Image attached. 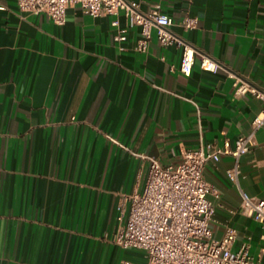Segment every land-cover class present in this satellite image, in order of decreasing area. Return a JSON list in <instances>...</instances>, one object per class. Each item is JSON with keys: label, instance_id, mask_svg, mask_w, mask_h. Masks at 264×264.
<instances>
[{"label": "crops", "instance_id": "crops-1", "mask_svg": "<svg viewBox=\"0 0 264 264\" xmlns=\"http://www.w3.org/2000/svg\"><path fill=\"white\" fill-rule=\"evenodd\" d=\"M158 6L168 30L195 49L188 76L179 49L161 46L151 29L144 52L138 27L113 39L114 18L90 17L77 5L64 22L19 12L0 0V264H142L138 249L113 241L122 196L142 186L149 159L175 165L199 144L230 143L250 130L263 105L233 95L232 78L198 67V53L264 91V0H131ZM183 15L195 28L183 30ZM228 156L207 162L216 190L210 228L232 245L264 257V226L239 210L238 188L225 177ZM238 187L264 199V128L238 159Z\"/></svg>", "mask_w": 264, "mask_h": 264}, {"label": "built area", "instance_id": "built-area-1", "mask_svg": "<svg viewBox=\"0 0 264 264\" xmlns=\"http://www.w3.org/2000/svg\"><path fill=\"white\" fill-rule=\"evenodd\" d=\"M15 5L19 12L43 13L58 25L64 22L65 9L71 5H77L93 18L121 13L125 27H119L116 18L110 21L115 29L114 40L125 39L126 29L136 26L139 36L135 49L144 52L154 29L159 45H174L179 49L177 71L183 76L191 71L195 49L168 30L171 18L159 12L158 6L141 12L137 2L131 0H15ZM196 24L195 16L183 15L178 21L183 30L195 28ZM198 67L210 73L223 70L233 80V95L248 93L259 99L263 107L251 118L250 130L232 143L224 139L218 146L199 144L184 151L175 165L149 159L141 188L123 195L126 206L121 204L116 208L118 227L113 241L123 249L141 250L142 264H264V257L249 254L247 242L242 241L232 249L237 235L234 227L224 225L219 238L212 236L213 206L207 196L217 197L218 193L203 177L207 162H216L220 156L230 157L232 164L224 174L239 190V210L264 226V199L248 196L238 187V159L249 151L254 132L264 128V91L235 76L207 55L198 53Z\"/></svg>", "mask_w": 264, "mask_h": 264}]
</instances>
